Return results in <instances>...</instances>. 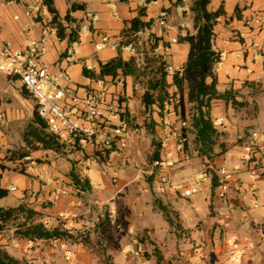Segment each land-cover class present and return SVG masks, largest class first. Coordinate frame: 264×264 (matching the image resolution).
<instances>
[{
	"label": "crops",
	"instance_id": "1",
	"mask_svg": "<svg viewBox=\"0 0 264 264\" xmlns=\"http://www.w3.org/2000/svg\"><path fill=\"white\" fill-rule=\"evenodd\" d=\"M13 1L0 3V44L17 51L26 37L40 36L43 22L25 14V0ZM74 1L84 4L83 9L70 12L79 20V41L68 43L56 34L49 35L44 60L51 71L63 69L70 75L76 95L99 89L97 80L83 75L82 66L98 71L99 62L117 54L116 47L95 49L98 34L119 42L125 22L141 5H146L144 19L151 18L152 23L138 34L150 32L159 38L157 45L162 48L156 52L166 61L168 82L172 81L169 70L182 68L190 44L181 37L194 33L191 0H113L115 9L107 0ZM54 5L63 17L68 10L66 0H54ZM220 5L225 15L214 26L213 46L220 53L214 67L216 88L237 92L235 99L244 104L212 101L211 118L221 135L210 160L197 155L192 134L187 148L179 143V116L164 114L171 106L160 115L155 105H144L142 85L131 76L118 75L105 77L102 89L107 98H119L122 118L128 120L113 119L112 125L120 126L122 132L102 163L85 167L83 162L95 144H72L63 137V152L39 146L32 150L29 155L37 165L28 172L23 159L8 157L25 147L22 133L36 113V101L18 77L0 72V187L7 190L0 206L25 203L40 213L47 226L62 222L90 240L39 239L29 245L27 238L4 230L0 244L9 254L31 264H104V257L108 264H264V0H210L209 9ZM163 9L172 13L164 25L158 20ZM95 12L99 18L91 25ZM253 41L259 43L258 48L249 47ZM122 54L127 57L131 52L122 48ZM169 90L176 89L171 86ZM106 135L110 130L103 128L95 142ZM153 140L161 144L156 159L152 157ZM247 143L253 150L249 159L244 151ZM221 167L231 176L224 196L218 197L211 178L218 181ZM72 168L89 181L90 189L75 188L68 175ZM192 187L196 192L182 195ZM96 240L104 246L103 253Z\"/></svg>",
	"mask_w": 264,
	"mask_h": 264
},
{
	"label": "trees",
	"instance_id": "2",
	"mask_svg": "<svg viewBox=\"0 0 264 264\" xmlns=\"http://www.w3.org/2000/svg\"><path fill=\"white\" fill-rule=\"evenodd\" d=\"M152 1L156 0H146V3ZM66 2L68 3V10L61 17L54 5V0H43L51 16L50 23L56 28L57 37L66 39L68 43H74L79 41L81 29L79 20L72 17L70 12L83 9L84 4L74 0H66ZM209 3L210 0L190 1L189 10L192 15L194 33L181 37V40L190 44V51L181 71L172 73L171 82L167 80L166 61L161 54L156 52L159 38L149 32L146 42L138 40L140 36L138 32L149 29L152 23L151 18L144 19L146 5L139 6L136 15L125 22V26L120 32V41L116 46L117 54L114 57L105 62H99L98 71L88 68L86 65L82 66L83 75L94 80L103 81L108 76L112 79L118 75L131 76L134 83L143 86L142 101L144 105H155L160 115L166 107L171 106L180 118V137L183 146L187 148L188 135L192 134L191 144H193L197 155L208 160L214 155V146L221 135L211 118L212 101L222 99L235 106L244 104V102L235 99L237 92L232 90L219 92L216 88L214 67L220 61V53L213 46L214 26L219 17L225 15V11L221 5L215 10H211ZM128 44L132 46L134 53L124 57L122 48ZM171 86L176 90L170 92ZM190 102L193 103L188 107ZM22 137L25 147L12 151L8 157L10 160H21L29 155L32 150L37 148L35 142H38L42 149L56 152H59L60 148L63 147L58 137L48 131L44 120L36 113L28 122ZM153 144L155 149L152 157L156 159L159 156L161 144L155 140H153ZM220 146L223 150V144ZM112 148L113 146L110 149ZM68 175L77 190L90 189L89 181L86 178H81L73 168ZM217 186L218 181L215 176H212V190ZM6 193L7 190L0 187V198ZM159 208L168 216L165 207L159 205ZM101 225L103 226L102 230H104V221ZM10 229L19 237L33 240L75 239L71 230L65 227L62 222L55 226H47L40 220V213L25 203L16 206H0V232ZM0 264L31 263L25 259L15 258L0 244Z\"/></svg>",
	"mask_w": 264,
	"mask_h": 264
},
{
	"label": "built area",
	"instance_id": "3",
	"mask_svg": "<svg viewBox=\"0 0 264 264\" xmlns=\"http://www.w3.org/2000/svg\"><path fill=\"white\" fill-rule=\"evenodd\" d=\"M25 1V14L28 16L34 15L35 18L43 22L41 34L35 39L26 37L23 48L17 51L11 50L8 44H0V72L19 78L22 86L36 101L37 116L44 120L48 131L56 135L61 143L62 138L66 137L72 144L82 145L83 142L95 144V150L90 158L83 162L85 167H89L92 163L100 164L105 158L107 150L114 146L115 137L122 132L120 126L112 125V121L120 118L124 113L123 104L117 97L110 99L106 97L102 89L103 81L101 80L96 81L99 89L80 97L74 93L70 75L65 70L51 71L49 69L44 56L48 51V37L51 34H56V28L50 23V13L43 0L36 3L31 2V0ZM107 1L111 8L115 9L116 2L113 0ZM182 1L185 2L186 0ZM13 2V0H8L0 3L11 4ZM113 15L115 14L113 13ZM17 17L15 16V18ZM98 18V13H93L90 17L91 25H95ZM170 18H172L171 11L163 9L158 20L160 24L164 25ZM117 44L118 42L109 35L99 33L98 39L94 42V47L99 50L107 46L114 48ZM251 46L258 48L259 43L253 41L249 47ZM123 48L125 51H132L130 44ZM161 48V45L156 47V49ZM169 71L173 73L174 71H181V68L176 67ZM68 105L71 107L68 108ZM173 113H175L173 109L164 110L166 116ZM103 128L109 129L110 135H106L99 142H95L96 135ZM179 143H182L180 138ZM36 146H39L38 142H36ZM244 151L248 155L247 159H249V154L253 153L252 144L247 143ZM23 160L26 171L32 173L37 165L35 159L27 155ZM154 164L158 165L159 161H155ZM256 172V169L251 170L252 174H256ZM218 175L217 196L223 197L229 187L231 175L224 167L218 169ZM196 190L195 187L184 189L182 195L189 196ZM59 217L63 218V213H60ZM33 243V239H28L29 245H33Z\"/></svg>",
	"mask_w": 264,
	"mask_h": 264
},
{
	"label": "rangeland",
	"instance_id": "4",
	"mask_svg": "<svg viewBox=\"0 0 264 264\" xmlns=\"http://www.w3.org/2000/svg\"><path fill=\"white\" fill-rule=\"evenodd\" d=\"M187 22V24H189V22L188 21H186ZM147 37H148V35L145 33V35H143V36H139L138 37V40L139 41H145L146 42V39H147ZM239 38H241V39H244V38H242V37H240L239 36ZM132 47V46H131ZM131 53H134V49L132 48V51H130ZM11 77V76H10ZM192 103L193 102H190V103H188V107L189 106H191L192 105ZM215 124V123H214ZM181 139V137H180V133H179V136H178V139ZM182 140V139H181ZM63 151H65V149H63V147L62 148H60V150H59V152H63ZM92 164H95V163H92ZM94 166V165H93ZM12 167V166H11ZM11 171L14 173V172H16V169H11ZM3 198H5V197H3ZM3 199H1V201H2ZM113 227H115V225L113 226ZM13 233V232H12ZM73 233V237L75 238L73 241H76V240H78V238H80V240H82V241H86V242H90V240H89V237H88V235H86L85 236V234L84 233H80V232H76V231H74V232H72ZM14 234V233H13ZM15 235V234H14ZM96 242H97V240H96ZM98 244H99V247L98 248H100L99 250H100V252H102V249H103V245H102V243H100V242H97ZM97 244V245H98ZM103 246V247H102ZM103 253V252H102ZM103 263L104 264H107L108 263V259H107V257H104L103 258Z\"/></svg>",
	"mask_w": 264,
	"mask_h": 264
}]
</instances>
